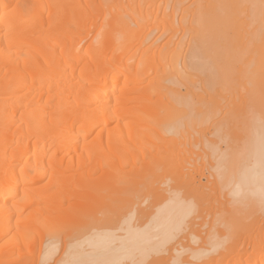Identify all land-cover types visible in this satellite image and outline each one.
I'll return each instance as SVG.
<instances>
[{"label":"bare ground","instance_id":"6f19581e","mask_svg":"<svg viewBox=\"0 0 264 264\" xmlns=\"http://www.w3.org/2000/svg\"><path fill=\"white\" fill-rule=\"evenodd\" d=\"M0 264H264V0H0Z\"/></svg>","mask_w":264,"mask_h":264},{"label":"rangeland","instance_id":"374dc122","mask_svg":"<svg viewBox=\"0 0 264 264\" xmlns=\"http://www.w3.org/2000/svg\"><path fill=\"white\" fill-rule=\"evenodd\" d=\"M204 179H205V178H202L203 181H205ZM223 190H224V189H223ZM223 190H221L220 192H219V191H216V192H215L214 190H212L211 193L214 191V193H213V195H212V194L209 192V191H210V189H209L207 194H209V195H211V196L208 195V197H207V195L204 193V192H207L206 189H203V192H202V191H199L200 193H203V194L205 195V197H206V198L208 199V201H209V205H208V201H207V199L204 198V196H203L204 201L206 200V201H205L206 203H205V202H204V203L202 202V203H203V207H207V206L209 207V206H210V207H212V208L216 207V208H214V209H217V208H218L217 206H219V204L217 205V202H216L214 205H212V203L210 204V202H213L214 199L212 200V198H213V197L215 198V196H216L218 193H219L218 195H220V196L222 195V196H223V194H220L221 192H223ZM193 192H194V191H193ZM195 192H196V191H195ZM195 192H194V193H195ZM199 192L197 191V193H199ZM197 193H195V194H197ZM223 193H226V192H223ZM215 194H216V195H215ZM188 195H191L192 198L197 197V195H196V196L192 195V192H191V194L188 193ZM198 195H199V194H198ZM220 196H219V197L216 196L215 199H216V200H217V199L222 200L223 197H220ZM210 197H212V198H210ZM197 198H198V197H197ZM203 198H201V199L203 200ZM194 199H195V198H194ZM210 199H211V200H210ZM199 200H200V198H199ZM214 201H215V200H214ZM250 201H251V203H249ZM250 201L248 202V204L250 205V207H253V204H252V203H254L255 208L253 207L252 210H253V209L256 210L257 207H256L255 202L252 201V200H250ZM213 203H214V202H213ZM206 204H207V205H206ZM251 204H252V205H251ZM204 205H206V206H204ZM211 205H212V206H211ZM215 205H216V206H215ZM220 205H221V204H220ZM221 206H222V205H221ZM221 206H220V207H221ZM212 208H210L211 210H209V211L213 214V213H214V212H213L214 210H213ZM240 208H241V209H240ZM240 208H239L240 210L238 211L237 214H238V215H240V214L242 215V213L244 212L245 215H244V213H243L244 216H243V215H242V216H243L244 218H245V216H247V218H246L245 220H243V219H244V218H243V219L240 220V221H243V222L246 221V222H248V221H247L248 219L251 220V217L253 216V215H250V214H251V213H250V212H251V209H250V210H246V211H248V214H247V212L244 211L245 209H243L242 206H241ZM242 209H243V211H242ZM209 211H207V212L210 213ZM240 211H241V212H240ZM207 212H206V213H207ZM252 212H253V211H252ZM255 212H256V213H254V216H255L257 213H259V216H261V213H260L258 210L255 211ZM204 213H205V212H204ZM204 213H203V217L206 218V216H205L206 213H205V214H204ZM208 213H207V214H208ZM211 213H210V214H211ZM238 215H237V216H238ZM208 216H209V215H208ZM242 216H238V219H239L240 217L242 218ZM259 216H258V217H259ZM258 217L255 216V218H258ZM207 218H208V217H207ZM241 218H240V219H241ZM253 219H254V218H253ZM205 220H206V219H205ZM200 222H201V221H199L198 223H200ZM201 223H203V222H201ZM196 228H197V227H196ZM183 242L186 243L185 240H184Z\"/></svg>","mask_w":264,"mask_h":264}]
</instances>
